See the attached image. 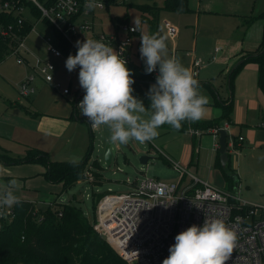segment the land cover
I'll list each match as a JSON object with an SVG mask.
<instances>
[{
  "label": "rangeland",
  "instance_id": "374dc122",
  "mask_svg": "<svg viewBox=\"0 0 264 264\" xmlns=\"http://www.w3.org/2000/svg\"><path fill=\"white\" fill-rule=\"evenodd\" d=\"M227 1L223 0L226 4ZM152 2L153 0H115L112 3H106L104 8L98 10L96 14L94 19L96 28H103L111 33L112 21L125 19L130 25H139L141 34H147L148 26L139 19L142 12L137 5ZM155 2L161 4L162 0ZM210 3L211 0H190V5L195 9L206 6L210 8L212 5H204ZM226 4L223 6L229 8V4ZM163 11L165 10H161L158 18L157 34L166 37L162 24L164 20L170 21L177 27V34L173 41L166 37L168 56L177 58L184 67L191 71V57L187 54L191 52L204 60L197 79L213 78L220 93L227 91L226 79L220 73L225 66L220 59L224 57L223 53L228 44L225 40L227 31L224 32V29H228L226 18L204 13L202 10L178 16L165 14ZM134 21H139V23L135 24ZM46 24V22L36 23L25 39L29 50V60H32L34 56H43L45 54L44 39L46 36H54L52 29ZM216 46L221 49L215 60H209ZM140 47L141 42L137 49ZM173 49L175 52L171 51ZM15 60L16 55L9 53L0 61V154L7 153L9 156L22 157L29 149H39L46 152L52 160L79 161L85 156L86 148L92 141L93 148L89 154L85 173L97 168L93 161L98 160L102 168L103 179L97 185L87 179H81L71 188L62 191L61 183L49 182L45 177V167L41 163L4 164L0 161V183H4L2 180L7 178V184L4 183L2 186L1 195L8 189V182L16 179L18 183L11 190L13 193L25 190L34 196L33 202L38 212L46 210L55 200L60 203L71 201L82 209L90 221H93V201L98 193L128 192L134 182L144 175L164 181L179 180V172L171 163L165 162L163 155L158 154L154 146L156 145L167 151L171 159L177 161L186 173H194L202 180L208 176L211 186L226 189L234 187L241 199L251 204L264 205V150L256 149L251 155L248 153L243 156V151L239 152L232 147L233 154L230 158L238 166L235 175L231 176L232 181L230 179L227 186L220 168H207L209 153L206 149L200 150L198 161L196 155H193L192 162L185 163L181 160L188 145L196 149L198 136L193 137L188 132H178L173 129L160 128L156 139L143 144L130 141L127 145H121L111 142L109 138L112 161L107 165L103 159L106 139L102 128L91 127L87 118L80 113L77 107L85 93L77 98L74 106V91L80 85L79 67L69 72L64 60L53 59L56 66L55 77L64 84L70 76L71 92L68 95H61L49 84L39 82L35 92L29 97H24L18 94L16 84L25 76L28 69L23 64H17ZM243 95L244 92L235 79L234 104L239 102ZM13 102L21 104L28 110L26 111L22 106H10ZM76 117L81 118V121L76 120ZM232 131L233 128L228 131L227 140H232ZM207 135L205 134L204 137ZM204 137L201 135L202 141ZM142 156L148 157L146 163L140 161ZM40 167L43 168L42 171H39ZM4 170H10V174H5ZM180 182L182 185L187 184L188 174H185Z\"/></svg>",
  "mask_w": 264,
  "mask_h": 264
},
{
  "label": "built area",
  "instance_id": "2783aa9c",
  "mask_svg": "<svg viewBox=\"0 0 264 264\" xmlns=\"http://www.w3.org/2000/svg\"><path fill=\"white\" fill-rule=\"evenodd\" d=\"M114 1L95 0L98 6L89 11L85 8L87 0H0V12L12 18L11 22L0 25V36L8 45L7 55L15 54L16 63L29 68L28 74L16 86L18 94L24 97L32 95L37 81L49 84L62 95L69 94V85L55 77L53 59L75 55L77 40L102 41L119 53L126 66L133 63L131 47L138 31L136 26L124 20L116 21L114 31L106 33L96 30L94 25L96 11L103 9L107 2ZM39 22L47 23L55 39L54 36H46L45 56L29 60L25 39ZM162 24L164 35L174 40L176 26L168 20ZM218 50L215 48V52ZM202 64L200 58L191 61L195 79ZM157 74L158 69L150 73L152 76ZM83 94L82 90L76 101ZM220 128L225 126L212 129L214 135ZM195 133L199 132L196 130ZM242 139L238 137L232 147L236 149ZM154 146L165 158L163 151ZM216 148H219L218 143ZM171 163L179 172V180L164 181L144 175L128 192L105 194L96 205L93 228L105 236L127 264H162L177 234L192 225L202 226L205 218L221 219L236 234L235 245L226 264H264V206L248 203L236 191L213 187L193 175L187 184L182 185L180 181L186 171L178 163ZM87 175L90 181L93 178L91 171ZM13 218V207L0 208V229L3 223ZM38 218L41 220L42 215Z\"/></svg>",
  "mask_w": 264,
  "mask_h": 264
},
{
  "label": "clouds",
  "instance_id": "9594fccd",
  "mask_svg": "<svg viewBox=\"0 0 264 264\" xmlns=\"http://www.w3.org/2000/svg\"><path fill=\"white\" fill-rule=\"evenodd\" d=\"M97 6L95 0H87L85 8L90 11ZM140 40L145 73L158 69L156 82L146 93L150 101L147 108L133 95L135 81L126 61L102 41L77 40V52L70 54L65 64L69 72L79 67L78 80L85 93L77 106L80 113L94 129L107 128L111 142L121 145L152 141L165 124L179 131L183 122H199L210 104L193 73L168 56L166 37L142 33ZM8 183L0 195V208L11 209L20 203L11 190L18 181ZM235 241V232L223 220L205 218L202 226L192 225L175 236L162 264H226Z\"/></svg>",
  "mask_w": 264,
  "mask_h": 264
},
{
  "label": "trees",
  "instance_id": "16d2710c",
  "mask_svg": "<svg viewBox=\"0 0 264 264\" xmlns=\"http://www.w3.org/2000/svg\"><path fill=\"white\" fill-rule=\"evenodd\" d=\"M138 9L142 12V18L148 25V34H157L159 12L161 10L174 11L180 13L190 12L188 0H164L161 7L149 4H139ZM263 20V34L259 48L255 51L246 52L229 71L228 84L232 88L235 74L244 64L254 62L257 64L258 85L264 89V9L254 17L245 20L248 25L254 19ZM12 21L10 16L0 12V25ZM28 26V24H27ZM29 27H27L28 29ZM8 52V45L0 36V61ZM73 55V54H72ZM141 54H139L140 56ZM141 57V56H140ZM139 57V58H140ZM137 65L132 63L127 68L132 72L135 83L132 85L133 95L142 100L145 107L150 106V101L146 96L149 81H156V78L145 73V63ZM200 87H206L213 95L216 94L211 82H199ZM83 89L80 87L76 97ZM216 102L223 108L219 118L202 119L196 123L183 122L178 132H192L200 130L208 132L210 129L222 126L221 121L229 120L232 110L231 102H224L216 99ZM13 106H22L13 103ZM25 108L24 106H22ZM27 111L28 109L25 108ZM73 113V110H72ZM79 121L81 118L76 117ZM161 128L172 129L165 124ZM236 143V142H235ZM92 141L89 143L85 156L79 161H58L52 160L48 154L39 149H29L22 157L9 156L7 153L0 154V161L4 164H14L21 162H38L44 165L45 177L52 183H61L62 191L71 188L77 181L87 179L85 167L92 151ZM163 158V156H162ZM167 163V159L163 158ZM93 164L97 168L91 171L93 178L89 181L95 185L102 182L101 166L98 160ZM223 171L228 179V167L224 165ZM229 180V179H228ZM108 192L96 194L93 201L94 218L90 221L83 213L82 209L74 202L60 203L55 200L46 210L38 212L35 204L31 201L21 199L20 203L13 206L14 218L8 223H3L0 229V264H127L124 259L111 247V245L93 228L95 221V208L98 201ZM42 215L39 220L38 216ZM23 237V238H22Z\"/></svg>",
  "mask_w": 264,
  "mask_h": 264
},
{
  "label": "crops",
  "instance_id": "0c3cea01",
  "mask_svg": "<svg viewBox=\"0 0 264 264\" xmlns=\"http://www.w3.org/2000/svg\"><path fill=\"white\" fill-rule=\"evenodd\" d=\"M156 0H153L152 3L149 5H156L157 7H161L163 5V1L161 4H157L155 2ZM107 3H112V2H107ZM226 4L224 3L223 0H211L210 4H204V5H212V7L209 8V6H206L204 8H198L195 9L193 8L192 5H190V0H188V7L190 8V12H195V11H200L208 14H215L218 16H224L223 18H226L225 20L227 21L228 24V29H224L227 31V37L225 40L227 41V47L223 53L224 57L220 59V61L225 65L224 68L220 71L221 75H224L226 81V87L227 91L224 93H220L218 91V88L213 82V78L207 79V80H200L197 79L198 82H211L212 86L215 89L216 94L213 95V93L208 90L206 87H200V91L204 94L207 95L210 98V104L207 106V112L205 115L204 119H215L219 118L222 115L223 108L218 102H216V99L218 98L219 101L224 102V104L231 102L232 105V110L229 114V120L224 119L221 121L222 126H225V130L227 131L226 134V143H227V153H228V159L225 162L228 167V179L232 181L231 176L235 175L236 167L238 164L234 161L231 160L230 155L233 154L231 152L232 148V143L234 144L235 142L237 143L238 137H242L243 139L240 141V144L237 145V148L235 150H239V152L243 151V156H246V154L249 153V155L252 154L253 151L256 149H262L264 150V89H261L258 85V78H257V69L258 66L254 62H249L244 64L240 68V70L235 74L232 82V88L230 89V86L228 84V74L232 66L240 60V58L246 53V52H251L255 51L259 48L260 42L262 40V34H263V20L261 18L254 19L251 23L248 25L245 24V20L248 19L249 17H254L260 12L263 11L264 9V0H228L227 4H229V8L224 7L223 5ZM226 4V5H227ZM101 10V9H99ZM98 10L95 13V18ZM161 12V11H160ZM159 12V15H160ZM165 14H174L175 16H178L179 14H189L190 12L186 13H180V12H174V11H163ZM94 18V19H95ZM122 19V18H119ZM125 21V19H123ZM121 21V20H119ZM142 21L145 22L142 18ZM116 22V21H115ZM112 21V26L115 23ZM126 22V21H125ZM128 23V22H126ZM147 23V22H145ZM129 24V23H128ZM95 25V23H94ZM137 27L138 31L136 35L134 36L133 39V44H132V53H133V63H136L137 65H143V60L141 59L139 49H137L138 45L140 44L141 40V32L139 31V25H134ZM148 26V25H147ZM226 27V28H227ZM96 28V25H95ZM177 28V27H176ZM98 31H103L108 33L106 30L103 28H96ZM114 31V26L113 30ZM158 31V29H157ZM148 34V32H147ZM173 41V40H172ZM44 45H45V39H44ZM215 48H218L219 50L215 52ZM213 50V55L215 56L214 59H212V56L209 60H215L216 55L220 51V47L216 46ZM28 49V48H27ZM29 51V50H28ZM172 52H175V49L171 50ZM191 59H190V69H191V61L193 58H199L196 57L194 54L191 52L187 53ZM43 56H34L36 57H44ZM140 57V58H139ZM201 59V58H200ZM58 60H64L65 59H56ZM56 61V62H57ZM204 62V60H202ZM202 66V65H201ZM27 67V66H26ZM28 71L25 73V76L29 72V68L27 67ZM199 75V73H198ZM24 76V77H25ZM157 76V75H156ZM156 76H153L156 78ZM23 77V78H24ZM22 78V79H23ZM21 79V80H22ZM56 79H58L56 77ZM235 79L237 84L240 86V88L243 90L244 95L241 98V100L237 103L234 104L233 100V95H234V88H235ZM20 80V81H21ZM60 80V79H59ZM19 81V82H20ZM61 81V80H60ZM18 82V83H19ZM40 81L36 82V88L38 87V83ZM62 82V81H61ZM16 84V86L18 85ZM71 80L70 76L67 79V82L64 83V85H69L70 87V92H71ZM80 88V85L76 88L74 91L75 95L77 93V90ZM62 95V94H61ZM68 95V94H67ZM17 103V102H13ZM10 103V106H13ZM76 120H78L76 118ZM79 121V120H78ZM221 126V127H222ZM233 128L232 131V140H227L228 139V131ZM199 133L196 134L195 131L192 132L191 130L186 131L191 134V136H198V146L194 150L192 146L188 145L184 151V154L181 158V160L185 163L187 162H192L193 161V155L197 156V161L199 159L200 155V150L206 149L207 152L209 153V161L207 164V168L211 169L213 167H218L222 171V175L224 176L225 180V185H229V180L225 177V173L223 171L224 165L220 163L219 159V153H218V148H216L218 142V135H214L212 132V129L208 130V132H201L200 130H197ZM205 134H208L207 136L204 137ZM201 135L204 137V141L200 138ZM207 137V138H206ZM231 137V136H230ZM89 145V144H88ZM159 149H161L165 155V159H167V163L170 164L171 161H175L174 159H171V155L165 151L162 147L157 146ZM257 147V148H256ZM88 148V146H87ZM86 148V151H87ZM86 153V152H85ZM85 155V154H84ZM164 158V157H163ZM78 161V160H76ZM172 164V163H171ZM43 168L40 167L39 171H42ZM5 174H10V170H4ZM185 174H188V180L190 178V175L196 176L199 178L197 175L194 173H184L183 178ZM1 175V174H0ZM209 177L207 176L206 179H201V181L206 182L209 184ZM2 182L7 184V178L2 180ZM4 183H0V195L2 191V186ZM231 184V183H230ZM225 188V187H224ZM232 189V188H231ZM229 189V190H231ZM234 190V187L233 189ZM236 191V190H234ZM238 193V192H237ZM18 197L19 200L25 199L28 201L33 202L34 196H31V194H28L25 190H21L18 193H13ZM239 195V194H238ZM34 203V202H33ZM35 204V203H34ZM264 206V205H262Z\"/></svg>",
  "mask_w": 264,
  "mask_h": 264
},
{
  "label": "water",
  "instance_id": "95a60500",
  "mask_svg": "<svg viewBox=\"0 0 264 264\" xmlns=\"http://www.w3.org/2000/svg\"><path fill=\"white\" fill-rule=\"evenodd\" d=\"M155 82L156 81H149V83H151V84H154ZM101 128H102V131H103L104 136H105V139H106L105 140V143H104V149H103V159H104L105 164L108 165L112 161V152H111L110 145H109L110 133H109V131H108L107 128H103V127H101ZM218 133H219V135H218V142H219L218 153H219V159H220V163L222 165H224L225 162L228 159L227 143H226V134H227V131L224 128H220L218 130ZM147 158H148L147 156H142L140 158V161L142 163H146ZM102 237L105 239V236L104 235H102Z\"/></svg>",
  "mask_w": 264,
  "mask_h": 264
}]
</instances>
